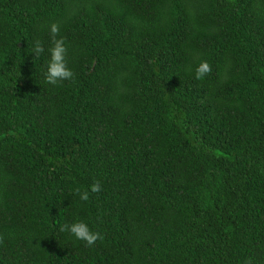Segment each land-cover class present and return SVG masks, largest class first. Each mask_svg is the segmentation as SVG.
<instances>
[{
	"label": "trees",
	"instance_id": "obj_1",
	"mask_svg": "<svg viewBox=\"0 0 264 264\" xmlns=\"http://www.w3.org/2000/svg\"><path fill=\"white\" fill-rule=\"evenodd\" d=\"M0 264H264V0H0Z\"/></svg>",
	"mask_w": 264,
	"mask_h": 264
},
{
	"label": "clouds",
	"instance_id": "obj_2",
	"mask_svg": "<svg viewBox=\"0 0 264 264\" xmlns=\"http://www.w3.org/2000/svg\"><path fill=\"white\" fill-rule=\"evenodd\" d=\"M59 31L58 24L53 23L50 25V36L53 46L48 50L50 59L45 72V82L52 86H58L63 81H71L74 78V73L68 68L66 62L67 48L65 46V39L57 38ZM44 50L42 43L39 40L35 41L32 53L38 57ZM211 71V65L207 61H202L195 69V79L202 80ZM101 190L102 187L99 182H95L90 186L91 193H99ZM76 193L79 195L81 201H88L89 191L81 192L79 189H76ZM60 231L69 232L77 240L84 242L87 247H92L98 240L102 241L104 239L101 233L92 231L83 221H77L70 225L64 224L61 226Z\"/></svg>",
	"mask_w": 264,
	"mask_h": 264
}]
</instances>
